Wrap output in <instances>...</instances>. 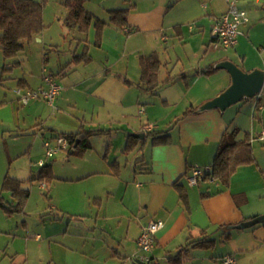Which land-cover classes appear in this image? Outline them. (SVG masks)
I'll list each match as a JSON object with an SVG mask.
<instances>
[{
    "label": "crops",
    "instance_id": "obj_1",
    "mask_svg": "<svg viewBox=\"0 0 264 264\" xmlns=\"http://www.w3.org/2000/svg\"><path fill=\"white\" fill-rule=\"evenodd\" d=\"M227 1L229 0H124L120 7H104L101 13H91L95 19L105 23L99 41L96 40L97 30L92 22L85 34L77 32V44L74 49L70 45L71 49L66 51L70 56L68 63L63 68L58 67V73L42 69V73L45 70L52 75L61 87L51 106L55 113L48 115L50 126L42 124L40 127L43 142L60 134L76 135L83 131L91 133L88 138L91 148L84 153L93 149L95 136L110 138V144L106 148L109 151L114 134L122 137L120 146L123 158L135 151V158L141 156L136 159L142 161L140 164L135 165L134 159L126 164L121 157L108 163L107 168L94 169L80 178L96 175L104 179L101 194L107 196L109 206L105 208L102 195H97L94 199L98 210L96 218L101 216L105 222L111 220L121 224L125 219L122 214H131L129 225L136 223L133 243L137 244L142 228L150 222L163 223V228L154 235V247L148 255L149 264H172L181 249H187V252L181 253L177 264L188 260H192L193 264H220L221 259L228 254L234 256L235 264H264V224L244 230L230 228L264 215V146L259 148L255 145L264 144V139H258L264 128L261 95L264 90L253 99L244 100L246 104L229 118H225L227 109L223 113L218 110L199 114L195 112L197 107L213 99L230 84L229 74L225 70L213 69L216 63L227 59L244 71H252L246 68L243 57L227 55L226 50L218 54V49L214 48L211 29L216 18L227 12ZM237 3L240 2L237 0ZM249 4L261 10V13L253 14L254 20L257 19L259 23L264 21V0H251ZM119 9L127 10L125 26L109 22L108 11ZM65 15L66 11H62L58 18L64 35L75 33L63 26ZM249 23L248 17V22L239 28L237 44L233 48L236 54L240 50L239 38ZM45 26L46 29L36 38H40L39 42L43 45L52 47L58 55L62 53L64 56L65 51L59 50L60 46L48 34L49 26ZM204 48L207 53L198 63L197 69L189 71L183 67L175 73L177 66L172 63L173 54L185 56L189 60L190 57L199 56ZM210 49L213 50L208 51ZM84 52L88 58L79 63L74 62V58ZM258 52L262 55L264 47H260ZM154 53L160 60L161 68L158 74L159 88L152 95L140 85L139 58ZM48 60L44 57L43 63H48ZM171 65L174 66L170 67ZM167 78L173 80L164 83ZM19 83L20 87L30 90L44 87L43 82L33 86L23 77L18 79ZM164 87L169 90H163ZM41 101L44 100L31 101L34 102L33 107L42 106L38 111V118L44 115L45 106ZM180 104L182 110L179 113L176 111ZM175 105L176 108H171ZM189 109H193V113H187ZM173 120L175 123L170 127ZM233 128L238 130V134H249L254 162L238 167L228 186H223L216 180H201L197 184L203 183V186L197 188L191 185L188 177L192 169L209 167L222 135ZM45 131L52 132L49 138L45 136ZM151 132H166L169 136L168 144L152 141ZM137 134H143L144 137L137 138ZM129 137L138 140V143L134 150L125 152ZM148 137H151L152 142L147 166V156L139 153L145 150ZM241 137L242 135H238L237 138ZM77 144L78 141L75 145ZM65 152L77 154V151H69V148L63 153ZM143 162L144 166L141 167ZM48 164L54 180L56 178L52 165L49 161ZM139 168H150V172L137 171ZM202 173L204 175L206 172ZM6 175L11 177L8 173L4 177ZM53 180L48 186L45 182L41 186L47 189L48 194ZM20 181L25 188L26 181ZM174 183H178L185 192L186 202L179 197ZM6 194L9 199L5 197ZM2 196L8 203L12 202L8 193H2ZM8 203L5 208H1L6 215ZM22 212L23 210L19 213ZM10 216L7 215L8 218ZM210 233L218 235L216 240H212L213 247L187 246L190 240H209ZM39 238L36 235L35 241ZM217 243L222 248L215 254L210 253ZM23 246V250L12 252L10 264H27L30 242H25ZM129 246L130 251L120 255L128 256V260L133 261L137 255L132 246Z\"/></svg>",
    "mask_w": 264,
    "mask_h": 264
},
{
    "label": "rangeland",
    "instance_id": "obj_2",
    "mask_svg": "<svg viewBox=\"0 0 264 264\" xmlns=\"http://www.w3.org/2000/svg\"><path fill=\"white\" fill-rule=\"evenodd\" d=\"M34 1L44 2L43 21L49 26L48 34L52 35L53 41L60 46L59 50L65 51V55L62 56V53L58 55L51 49L52 47L43 45L39 42L40 38L25 44L15 58L5 59L0 51V190L2 178L8 173L13 178L25 180L24 187L29 191V198L22 213L8 218L5 211L0 208V264H10L12 252L23 250V245L27 241L31 245L27 264H133V261L128 260L130 259L128 256L120 255L130 251L129 244L137 256H148L149 253L142 252L136 246L137 244L132 242L136 223L129 225L128 219L131 214L123 213L125 219L121 224L111 220L105 222L106 220H103L101 216L98 217L99 219L96 218L98 210L94 205V199L97 195H102L105 208L109 206L107 196L101 194L104 179L96 175L85 179L80 178L89 171L107 168L108 163L121 159L122 137L120 135H112V146L109 151H106V148L110 144V138L95 136L93 149L84 155H70L69 152L63 153V151L51 160H47V163L48 161L51 163L56 178L49 192L50 197H48L47 189L41 187L44 182L36 179L40 168L37 163L40 159H45L40 127L42 124H46V127L50 126V121H47L48 115L55 113V110L41 101L45 106L44 115L38 118V111L42 106L33 107L34 102L31 101L27 105H22L17 100L16 90L30 89L18 86V79L23 77L35 86L42 82L43 68L51 70L54 74L58 73L60 66L63 68L68 63L70 56L66 51L71 49L70 45L72 49L75 48L76 37L79 34L75 31V33L70 32L64 35L60 27L58 18L62 11H66L61 4L62 0ZM238 1L240 2L237 4L238 8L248 12L250 23L243 29L244 34L239 38L240 50L238 46L236 48L238 53L236 54L231 48L226 49L227 55L243 57L248 69L264 70V53L261 55L258 52L260 47H264V21L259 23L253 18V14L261 13V10L258 7L249 6L251 0ZM123 3L124 0H88L85 7L90 13H101L104 7H120ZM252 29H254L253 33L247 36ZM211 50L213 49L208 51ZM206 51L207 49L204 48L199 56L190 57L189 60L185 56L173 54L172 63L177 66L175 73L183 67L189 71L197 69ZM216 52L222 54L224 50L220 48ZM234 56L232 58L237 60ZM44 57L49 59L48 63H43ZM14 62H19V65L13 64ZM32 90H37V87ZM163 90L169 89L164 87ZM261 95L264 104V92ZM244 104L246 102L241 101L229 107L225 111V118L236 113V110ZM176 107L177 105L171 108ZM177 109L176 112L180 113L181 104ZM174 123L175 120L170 127H173ZM45 134L49 138L52 132L45 131ZM238 135L243 136L244 133L241 132ZM146 140L145 150L139 155L145 154L148 161L152 141L151 137ZM255 145L259 148L264 146L262 143ZM136 154V151L128 153L124 158L122 157L123 162L128 164L134 159L136 165L138 162L136 159L139 157L135 158ZM123 170H125L124 167ZM207 170L208 167H201V171L207 172ZM202 184L199 183L194 187L203 186ZM5 197L9 199L7 194ZM140 210L143 214V209ZM36 235L40 238L35 241ZM217 237L215 233H210L208 239L216 240ZM220 248L222 245L217 243L209 252L215 254ZM183 264H193V261L188 260Z\"/></svg>",
    "mask_w": 264,
    "mask_h": 264
},
{
    "label": "trees",
    "instance_id": "obj_3",
    "mask_svg": "<svg viewBox=\"0 0 264 264\" xmlns=\"http://www.w3.org/2000/svg\"><path fill=\"white\" fill-rule=\"evenodd\" d=\"M87 2L88 0H62L61 4L66 9V15L62 24L69 31L85 34L90 24L94 22L97 30L96 40L98 42L105 23L95 19L86 10L85 4ZM43 5L44 2H36L34 0H0V51L5 59L17 57L25 44L33 41L46 29L43 21ZM126 16L127 10L124 9L108 11L109 22L114 25L125 26L127 22ZM85 58H88V55L84 52L82 55L76 56L74 62L79 63ZM13 64H17V62ZM139 66L141 69L139 82L142 89L155 95L159 88L158 74L161 68L157 54L140 56ZM172 80V78H167L164 80V83H170ZM18 85L20 86L21 84L19 83ZM193 111V109H189L187 113H193ZM150 134L154 142L157 141L160 144H168L169 142V136L166 132H151ZM59 136L66 137L69 151H77V154H82L91 148L88 142V138L91 136L89 132L81 131L76 135L60 134ZM237 137L238 130L236 128L224 132L219 141L213 162L208 167V171L204 174L202 180H216L223 186H228L231 177L238 167L254 162L249 134H244L241 138ZM77 141L78 144L74 149ZM137 143L138 140L129 137L125 145V152L134 150ZM141 162L138 161L137 163L140 164ZM143 166L144 164H141V167ZM137 171L149 173L150 168L145 170L139 168ZM38 179L45 182L46 186L51 184L53 175L50 164L47 163L40 167ZM173 186L178 190L179 197L183 202H186L185 192L180 188L181 186L178 183H174ZM2 193H8L12 202L8 203L2 196ZM28 197L29 191L23 188L22 181L13 179L8 175L4 177L0 192V208H5V205L8 203L9 207L6 209L7 215L10 216L21 212ZM187 246L211 248L214 246V241L204 239L190 240ZM184 252H187V249H181L174 257L175 260L171 263L177 264L181 253Z\"/></svg>",
    "mask_w": 264,
    "mask_h": 264
},
{
    "label": "built area",
    "instance_id": "obj_4",
    "mask_svg": "<svg viewBox=\"0 0 264 264\" xmlns=\"http://www.w3.org/2000/svg\"><path fill=\"white\" fill-rule=\"evenodd\" d=\"M228 10L225 14L216 18L214 25L212 26L211 33L213 36V45L215 49L223 48V50L234 48L237 44V38L239 36L240 26L248 22V15L245 10L238 8L237 0L227 1ZM42 82L44 87L37 90H16L18 95V101L22 105H27L30 101L36 99H42L50 106H53L54 100L57 97L61 87L56 79L43 71ZM258 139H264V128L258 136ZM44 157L38 161V166L42 167L47 160L52 159L57 154L66 151L68 141L64 136H57L53 140H45L43 142ZM203 173L199 168H194L191 171L189 183L196 185L199 180H202ZM163 228L161 221H152L147 226L142 228L141 234L137 240L138 248L144 253H150L154 247L155 239L154 235ZM141 260L145 263L150 262L148 256H140ZM220 264H235V258L233 255H225Z\"/></svg>",
    "mask_w": 264,
    "mask_h": 264
},
{
    "label": "water",
    "instance_id": "obj_5",
    "mask_svg": "<svg viewBox=\"0 0 264 264\" xmlns=\"http://www.w3.org/2000/svg\"><path fill=\"white\" fill-rule=\"evenodd\" d=\"M213 69L225 70L229 74L230 84L213 99L197 107L195 110L197 114L211 110H218L219 113H223L226 109L241 101L253 99L264 90V70L254 69L247 72L227 59L216 63ZM135 137L143 138L144 135L137 134ZM259 224H264V215L230 228L244 230ZM133 264H145V262L141 260L140 256H137L133 260Z\"/></svg>",
    "mask_w": 264,
    "mask_h": 264
}]
</instances>
